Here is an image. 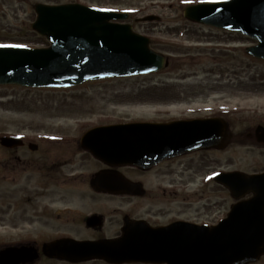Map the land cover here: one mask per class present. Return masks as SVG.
<instances>
[{
  "label": "rangeland",
  "instance_id": "374dc122",
  "mask_svg": "<svg viewBox=\"0 0 264 264\" xmlns=\"http://www.w3.org/2000/svg\"><path fill=\"white\" fill-rule=\"evenodd\" d=\"M219 1L224 0H0V45L48 47L47 39L31 29L36 20L34 5L79 3L129 13L131 17L126 23L133 26L134 32L150 39L151 48L170 59L169 67L158 74L91 82L67 90L0 87V137L17 136L26 142H37L39 146L48 142V147L57 152L66 151L65 159L68 160L76 153L78 173L89 176L100 164L75 145L95 126L192 116L198 113L186 111V106H203L207 98L212 100L210 105L215 112L220 108L227 111L226 120L235 133L245 134L249 128L264 125V61L255 60L245 52L256 42L191 23L183 16L184 9L190 4ZM149 15L159 17L160 21L139 22ZM207 87H221V91L206 97L203 94ZM192 94L194 98L190 97ZM196 95L200 97L196 99ZM160 109L170 113H159V116ZM199 114H203L202 111ZM235 142L224 153L216 154V158L210 154L207 158L210 171H263L264 148ZM42 146L46 148V143ZM150 179L157 186H147L149 189H157L159 183L163 187L169 183L168 179L160 177V172ZM44 184L40 173L20 175L15 183L0 182V244L23 240L25 232L28 236L29 231L33 232L31 239L34 240L39 238L40 232L53 231L44 226L45 220L37 218L36 214L52 201L62 199L58 195L52 197V194L49 198L41 197ZM199 185L197 182L194 188ZM77 187L82 195L80 203L76 197V200L67 198L57 206L81 207L84 213L87 209L105 215L110 210V236L120 231V214L126 208H132L135 216L146 217L148 213V217H157L161 222L175 218L211 222L219 219L218 214H228L235 202L227 190L214 183L209 199L196 200L190 208L188 202L182 201L152 207L141 200H132L128 204L130 199L123 196L84 199L83 194L89 190L87 184L77 183ZM51 189L59 190L54 186ZM158 209L162 211L159 213ZM21 215L26 219L23 220ZM73 233L79 237L91 234L83 229Z\"/></svg>",
  "mask_w": 264,
  "mask_h": 264
},
{
  "label": "water",
  "instance_id": "95a60500",
  "mask_svg": "<svg viewBox=\"0 0 264 264\" xmlns=\"http://www.w3.org/2000/svg\"><path fill=\"white\" fill-rule=\"evenodd\" d=\"M32 29L50 42L47 48L0 47V85L28 88H68L87 81L156 73L169 65L150 48V39L133 31L130 15L99 10L81 4L34 6ZM186 19L202 25L248 36L258 42L246 53L264 60V0H228L185 9ZM149 16L143 22L158 21ZM228 126L222 120H197L170 124L134 123L96 128L82 144L95 157L111 166L135 165L148 169L177 156L202 149L222 147ZM263 132L258 128L257 132ZM260 138V137H259ZM264 137L261 136L260 139ZM1 144H22L2 138ZM218 184L233 199L247 195L248 201L234 204L226 220L216 227L176 223L151 229L143 223L127 222L123 236L113 241L79 243L60 240L44 245L50 258L71 262L105 259L110 264H247L264 254V174L240 172L220 174ZM99 192L125 194L137 185L123 175L101 172L92 181ZM96 227L100 219L87 220ZM149 230V231H148ZM148 233V238L144 235ZM31 252L28 259L22 257ZM33 248H9L0 254V264L33 263ZM19 256L18 261L14 257Z\"/></svg>",
  "mask_w": 264,
  "mask_h": 264
},
{
  "label": "flooded vegetation",
  "instance_id": "af4514ba",
  "mask_svg": "<svg viewBox=\"0 0 264 264\" xmlns=\"http://www.w3.org/2000/svg\"><path fill=\"white\" fill-rule=\"evenodd\" d=\"M220 91L221 87L213 89L207 87L203 96L213 97L219 94ZM190 97L194 98L193 94ZM195 97L197 99L198 97H200V95H196ZM211 101L212 100L207 98V100L204 101L203 106L194 105V107L192 108H188L186 106V111L191 110L192 112L196 111L198 113L192 116H178L170 119L148 121L154 123H170L174 121L184 120L222 119L227 122L226 118L228 114L226 110L220 108L217 112H215L213 106L210 105ZM219 102L221 103V101ZM200 111H202L203 114H199ZM159 113L168 114L170 113V111L160 109L158 111V115L160 116ZM258 127L256 126V128H249L245 134L241 132L235 133L233 127L228 123L226 139L224 140L222 147L202 149L198 150L197 152H192L171 159H166L165 161L147 170L136 167L116 168L131 183L137 185L136 191L138 192V194H134L129 191L125 195L120 196L130 199V201H128V204H131L132 200H141L146 202L147 204H150L152 207L182 201L183 203L188 202L187 206L190 208L193 206L196 200L197 202H203L205 199L208 200V195L210 191H212V189H210L211 184L214 183L216 186L218 185L216 183V180L214 179L215 175L218 172L220 173L225 171L215 170L211 172V168L207 163V161H209L207 158L210 156V154L213 155L214 158H216V154L224 153L227 148L231 146L235 141H238L235 143L242 146H257L260 148H264L263 138L260 139L261 136L264 137V133L260 131L257 132ZM45 143L46 148L42 146ZM45 143L41 144L40 146L38 144H35L33 145L34 147H31L28 142H25V144L21 147L15 148H6L0 145V182L10 181L15 183L20 175L40 173L42 174V178L45 182L42 187L43 192L41 197L49 198V194H52V197L58 195V198L62 199L60 200V202L52 201L50 203V206L47 205L43 207L41 212L39 214H36L37 218H42V220H45L42 223L44 224V226L50 227V230H53L52 232H40L39 238L37 240L31 239V235H33V232L29 231L30 234L28 236L25 232L26 238L23 240L16 241L14 243L3 242L2 244H0V254L9 248L26 247L28 249L34 248L36 250L35 253L37 254V259L34 263L28 262L26 264H39L41 262L43 264H110V262L105 259H94L77 262L50 259L44 255L43 247L45 244L60 240H71L80 243L116 240L123 235V227L124 225H126V221L143 223L145 226L151 229H160L179 221L189 222L197 225L214 226L226 218L227 214L223 216H219L218 214L219 219L211 222H194L185 218H175L173 220L161 222L157 217H148L150 216V214L148 213L145 215L146 217H140L137 215L135 216L132 212V208H126L125 212L120 214L122 222L120 231H118L115 235L110 236V210H108L107 214L105 215L102 212L99 213L96 211H88L87 209L86 213H84L81 207L79 209L69 206H64L62 208L57 206V204L66 202L65 200L67 198L76 200V197L77 202L80 203L81 199L79 197H81L82 195L80 192V187H77V183L81 185L84 183L88 186V192H85L83 194L84 199H90L93 196L94 198H96V196H105L109 199L110 196L114 197V195H110V192L99 193L95 191L91 185L92 179L95 178V175L98 172L108 171V173L110 174V164H105L89 154L93 161L100 164V167L89 176H82V173H78V161L75 160V157L77 155L76 153H73L68 160L65 159V156L67 155L65 150L64 153H59L55 150V148L48 147V142ZM75 147L76 149L77 147L78 149H82L79 143H77V146L75 145ZM26 153H30L31 155H26ZM60 158L65 160H60ZM196 159H198V161H196ZM194 160L196 162L195 164H193ZM156 172H160V177L168 179L169 183L165 187L162 186V183H159L157 189H149L148 187L152 188L157 186V184L153 183L150 179V176H154V173ZM261 172H264V170ZM197 182H199L200 185L197 187V189H195L194 187ZM51 186H54V188H57L59 190L51 189ZM220 187L226 190L224 187ZM203 207L205 206L203 205ZM161 211V209H158L159 213ZM148 212L150 213L151 211ZM93 216L100 217V225H97L96 227H90L88 225L87 220ZM21 218L23 220L26 219L24 215H21ZM0 221H2L1 217ZM15 221H17V219H15ZM78 229L86 230L91 234L88 237H79L73 233ZM143 237L144 239L148 238V233H146ZM29 256H31V252L29 251H26L22 254V257L25 259H28ZM18 258L19 256H16L14 257V260L18 261ZM249 264H264V255L259 256L255 261Z\"/></svg>",
  "mask_w": 264,
  "mask_h": 264
},
{
  "label": "snow or ice",
  "instance_id": "6c2138e0",
  "mask_svg": "<svg viewBox=\"0 0 264 264\" xmlns=\"http://www.w3.org/2000/svg\"><path fill=\"white\" fill-rule=\"evenodd\" d=\"M0 47H8V45H0ZM20 47H23V45H20Z\"/></svg>",
  "mask_w": 264,
  "mask_h": 264
}]
</instances>
